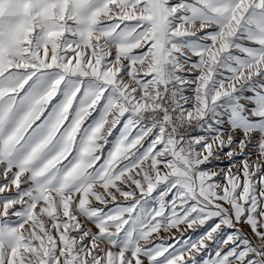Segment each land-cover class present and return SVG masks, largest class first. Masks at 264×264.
<instances>
[{"label":"snow or ice","instance_id":"snow-or-ice-1","mask_svg":"<svg viewBox=\"0 0 264 264\" xmlns=\"http://www.w3.org/2000/svg\"><path fill=\"white\" fill-rule=\"evenodd\" d=\"M257 80L264 0H0V264H264Z\"/></svg>","mask_w":264,"mask_h":264},{"label":"rangeland","instance_id":"rangeland-1","mask_svg":"<svg viewBox=\"0 0 264 264\" xmlns=\"http://www.w3.org/2000/svg\"><path fill=\"white\" fill-rule=\"evenodd\" d=\"M227 63H231V62H227ZM231 66H235V65H231ZM220 71L222 73H224L225 75H227L226 72H224L223 69H220ZM223 77L221 76V79ZM258 84H264V81H260L257 80V82L250 84H245L243 86V96H248L250 97L252 95L251 91L248 90L250 88H255L257 91L258 89ZM241 97V93H236L234 94L232 97H225L222 98L221 101L218 102V106L216 108L213 109L214 113H219L221 114L219 116V119L223 121L224 125H229L231 126L232 124L238 123V118L240 117V112H239V104H243L244 100L240 99ZM260 98H257V103H259ZM246 107H251L250 104L246 105ZM209 117H212V119H216L217 117L213 116L212 113L209 114V116H206L204 119L208 121V125L203 124V122L201 123V127L198 129L199 131H209L212 133V135H215V131H213L209 125L212 123V119H210ZM231 118V119H230ZM218 130L219 131H223L224 127L223 125H218ZM237 131H239V128H237Z\"/></svg>","mask_w":264,"mask_h":264}]
</instances>
